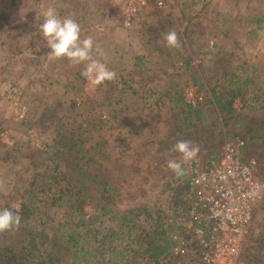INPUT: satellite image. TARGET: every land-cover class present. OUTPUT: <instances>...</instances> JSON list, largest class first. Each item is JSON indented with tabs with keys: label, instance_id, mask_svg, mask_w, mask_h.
Wrapping results in <instances>:
<instances>
[{
	"label": "rangeland",
	"instance_id": "obj_1",
	"mask_svg": "<svg viewBox=\"0 0 264 264\" xmlns=\"http://www.w3.org/2000/svg\"><path fill=\"white\" fill-rule=\"evenodd\" d=\"M161 1L159 6L158 0H145V5L130 14L126 0H0V119L3 120L0 125V208H20L26 200L24 192L28 189L30 170L26 162L19 159V150L26 148L29 139L32 145L38 147L52 138L51 131L38 136L35 131L28 130V136L23 127L15 124L25 119L28 121L40 102H56L62 91L61 84L73 82L77 87L70 97L82 107V116L74 121L68 120L65 129L74 133L79 126L82 128L80 139L87 154L93 155L91 159L94 160H88L84 170L91 175L90 179L97 172L110 186L119 189L113 208L144 213L146 218L134 234L146 241L158 237L156 244L160 242L158 232L163 227L161 222L155 223L154 220H158V215L167 207L178 204V208L182 209L188 204L176 194L185 177L174 181L176 173L167 166L170 160H176L181 167L185 163L182 154L173 150L177 143L174 140L179 137L174 123L178 105L175 107L168 99L159 97L164 87L171 82L176 84L185 104L195 101V106H198L209 98L210 89L218 82L219 76L227 71L233 72L236 76L234 85L226 92L241 87L240 96L233 103L234 112L241 121L251 107L260 125L259 119H264L263 110L258 115L257 103H252L251 98L255 93L260 94L258 88L264 90V0ZM49 7L54 8L61 18L71 16L79 22L81 38H93L99 48V54L94 53L95 58L106 63L109 69L114 70L120 59L126 71L135 68L133 75L139 85L144 84L143 92L150 91L151 95L140 102L129 92L115 94L118 103L114 104V115L109 113L111 108L104 110V94L99 91V85H90L84 75L85 64L74 65L66 58L50 59L46 56L50 49L38 30L42 14ZM167 14L173 16L181 32L185 27L189 28L188 18H193L191 22L195 26L192 31L197 43L190 44L185 52L191 54V62L197 65L198 72L193 68L186 72L181 58L176 57L178 55L170 51L164 53L167 56H161L149 42L148 32L159 21L155 16ZM217 14L222 16L217 17ZM222 20L226 23L223 24ZM218 26L227 32V40L217 36ZM250 30H254L255 34L248 36ZM208 37L214 38L211 40L216 41L221 50L219 60L217 49L210 48L211 43L206 44ZM138 57L143 60V66L136 68L135 59ZM174 59L178 60L173 62ZM76 72L82 77L76 79ZM196 74L200 82L194 85L192 76ZM117 76L118 73L108 81L109 85H118ZM246 78L254 82L248 88L243 87ZM222 87L226 89L224 83ZM139 92L141 94L142 90L139 89ZM157 99H161L159 103H156ZM260 102L263 104V101ZM207 107L209 110L203 111L205 129L199 131L200 135L186 139L199 148L196 156L207 163V157H213L216 150L220 152L226 141L240 138L245 143L243 154L257 160L258 177L264 182V140L251 139L249 135L245 138L234 136L233 132L241 130V123L225 127L214 107ZM99 116L101 121H98ZM88 122L96 126H88ZM211 130H214L213 135ZM97 143L105 154L99 160H96L98 153L89 152V148ZM6 156H14L17 160L4 161ZM98 167L100 172L96 171ZM69 171L62 164L56 173ZM61 178L60 186L65 185L66 177L61 175ZM40 202L43 204L39 205ZM40 202L34 205L38 207L37 211L41 210V217L46 214L56 222L69 225L74 222L76 217L68 215L64 207L45 206L48 199L42 198ZM255 205L242 256L249 264H264V195ZM87 208L92 214V207ZM98 225L96 222L94 226ZM121 247L124 248L125 243H121ZM166 255L157 258L156 262L169 263ZM149 257L148 254L137 258V262L156 263ZM68 261V257L62 259L63 264ZM131 261L129 264H132Z\"/></svg>",
	"mask_w": 264,
	"mask_h": 264
},
{
	"label": "trees",
	"instance_id": "obj_2",
	"mask_svg": "<svg viewBox=\"0 0 264 264\" xmlns=\"http://www.w3.org/2000/svg\"><path fill=\"white\" fill-rule=\"evenodd\" d=\"M216 16L221 17L222 15L217 14ZM155 17L159 21L156 27L148 32L150 34L149 42L154 45L153 47L157 49L161 56H167L166 54L170 51L178 55L176 57L181 58L186 72H189L191 68L198 72L197 65H193L191 62V54L185 52L190 44L197 43L192 31L195 26L191 22L193 18H188L189 28L185 27V30L181 32L171 14L156 15ZM225 21L222 20L221 22L225 24ZM169 31L177 33L178 47H168L166 45L164 35ZM252 34H255L254 30L248 32V36ZM217 36L224 40L228 38L227 32L219 26ZM211 39L214 38H206V44L211 43L210 48L217 49L216 56L218 55L217 60H219L221 50L218 49L217 42ZM186 42H188L187 45ZM177 60L174 59L173 62ZM142 64L143 60L141 58L135 59L134 66L136 68L137 66L142 67ZM113 71L118 73V82L116 83L118 85H109L108 81L99 85V91L103 92L105 99L102 107L104 110L111 108L110 114L114 115L116 106L114 104L118 103L115 94L122 95L129 92L140 102L145 101L149 97L148 95H151L150 91L143 92L144 84L139 85V81L133 75L136 69L132 68L126 71L121 59ZM75 75L76 79L82 77L79 72H76ZM222 75L218 77L215 86L210 89L209 98L205 99L202 105L199 104L195 107L185 104L181 91L177 89L176 84L171 82V84L168 83L164 87L163 93L159 97L168 99L175 107L178 105L174 123L179 137L177 136L174 141H186L193 135H200L199 131L205 129L204 121L206 117L203 111L209 110L207 106L214 107L217 116H219L218 119L223 120V123H221L225 124V127L241 123V130L233 132L234 136L245 138L246 135H249L251 139L264 140V119H259L260 125H258V117L249 107V114L240 121L239 116L237 117L233 110L234 100L240 96L241 87L226 91L234 85L235 74L227 71ZM192 82L194 85L199 84L198 74L192 76ZM223 83L226 85V89H223ZM253 83V80L246 78L243 87L248 88ZM119 85H121V88H118ZM261 88H258L260 94L255 93L251 98L252 103H257L256 111L258 115L261 110L264 114V90ZM60 89L62 91L56 102H40L37 111L28 121L25 119L15 124L21 128L23 127L27 135L28 130L35 131L38 136L51 131L52 138L38 147L32 145V140L29 139L26 142V148L19 150V159L22 158L26 162L27 169L30 170V178L29 181L27 180L28 189L24 192L26 200L19 208L21 217L19 225L0 232V264H63L62 259L65 257H68L69 261L64 264H74L78 261L80 264H92L93 262H99V264H129L130 260H132V264H139L137 258H143L148 254L154 262L166 253L165 257H167L172 243L170 240L172 227L164 225L163 216L165 215L163 214L165 212L158 215V220H154L155 223L161 222L160 225L163 227L160 231L157 230L159 231L158 234L161 235L160 242L156 244V238L158 237H153V240L149 241H146V239L141 240L139 236L134 234V231L141 228L140 222L146 218L144 213L113 208L119 189L110 186L105 178L97 175V172L92 175L94 178L90 179L91 175L84 170L87 168L88 160H94L91 159L93 155L89 156L87 154L84 142L80 139L82 128L79 126L74 133H69L65 129L68 120L74 121L82 116L80 111L82 107L70 97L77 87L74 86L73 82H70L69 84H61ZM139 89L142 90L141 94ZM160 100L157 99L156 103H159ZM260 101H263V104ZM262 117L264 118V115ZM98 121H101L100 116ZM2 122L3 120L0 119V125ZM87 125L96 126H93V123L90 124V122ZM210 133L213 135L214 130H211ZM180 136L184 137L180 138ZM98 144L89 148L90 153L91 151L98 153L96 160L105 156ZM216 151L213 153V157L209 155L207 159H211L210 161L215 160L219 154ZM16 160L17 158L14 156L4 158V161ZM209 160L206 162H210ZM62 164L71 171L57 175L56 172ZM99 167L96 171L100 172ZM61 175L66 177L64 179L65 185L62 186H60V182L63 180ZM181 176L185 178L181 181V186L176 190V194L181 196L183 202H188L189 174L184 166L182 167V174H176L174 181H179ZM42 198L44 200L48 199L45 206L64 207L68 215L76 217L74 222L69 225L66 222H56L46 214L41 217L39 214L41 210L38 209L37 211L38 207L34 204L40 202ZM40 204H43V202H40ZM89 206L93 209L92 214L86 210ZM172 207L175 208V211H185L187 204L180 210L178 204ZM96 222L99 224L98 226H94ZM153 226L157 228L156 225ZM121 243H125L124 248L121 247ZM138 243L139 246H137Z\"/></svg>",
	"mask_w": 264,
	"mask_h": 264
},
{
	"label": "built area",
	"instance_id": "obj_3",
	"mask_svg": "<svg viewBox=\"0 0 264 264\" xmlns=\"http://www.w3.org/2000/svg\"><path fill=\"white\" fill-rule=\"evenodd\" d=\"M126 2L130 14L145 5V0ZM187 103L195 106V101ZM244 150V141L233 138L213 161L184 159L189 201L185 211L167 207L163 214L164 225L172 227L166 264H249L243 248L264 182L258 177L257 160L246 157Z\"/></svg>",
	"mask_w": 264,
	"mask_h": 264
},
{
	"label": "clouds",
	"instance_id": "obj_4",
	"mask_svg": "<svg viewBox=\"0 0 264 264\" xmlns=\"http://www.w3.org/2000/svg\"><path fill=\"white\" fill-rule=\"evenodd\" d=\"M41 20L38 33L50 49L47 57L50 59L66 58L74 65L85 64L84 75L93 87L115 78L116 73L110 70L106 63L95 58L94 53L99 54V48L94 44L93 38L91 36L81 38V26L77 20L71 16L61 18L51 7L43 12ZM164 40L168 47L179 46L178 35L175 31L166 33ZM173 150L182 154L183 159L191 160L196 156L199 148L188 141L181 140L177 141ZM167 166L177 175L182 174L181 164L176 160H170ZM20 220L18 206L0 208V232L18 226Z\"/></svg>",
	"mask_w": 264,
	"mask_h": 264
}]
</instances>
